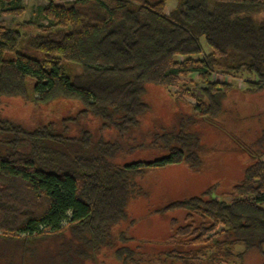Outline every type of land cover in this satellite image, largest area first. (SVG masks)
Wrapping results in <instances>:
<instances>
[{"label": "trees", "instance_id": "obj_1", "mask_svg": "<svg viewBox=\"0 0 264 264\" xmlns=\"http://www.w3.org/2000/svg\"><path fill=\"white\" fill-rule=\"evenodd\" d=\"M21 1L0 0V11L20 15ZM166 4L48 0L42 9L46 25L0 23V264L39 259L41 242L66 233L78 245L73 252L68 245L53 264L95 260L112 245L111 232L126 219L129 201L143 194L138 180L148 168L173 163L177 155L191 168L202 163L200 139L184 120L178 131L153 136V145L166 157L119 164L118 140L95 139L87 130L69 136L66 125L59 130L54 123L28 129L3 118L4 98L30 97L28 78L35 103L77 99L82 104L77 118H99L103 129L120 137L137 128L149 111L144 99L149 84L169 94L179 84L197 87L205 100L190 88L185 93L198 98L203 120L212 125L233 88L213 81L214 71L245 79L244 92L250 95L264 91V0H181L169 14ZM34 26L37 31L26 45L30 53L23 52L18 49L21 30ZM203 44L209 53L202 54ZM196 75L198 83L181 80ZM260 142L264 146V136ZM243 149L251 163L232 187L230 200L215 197L211 186L160 210L184 211L185 223L172 220L173 247L155 258L168 264L234 259L242 264L253 250L264 258V152ZM120 240L113 258L120 264L141 263L138 252L126 245L130 239L121 233Z\"/></svg>", "mask_w": 264, "mask_h": 264}, {"label": "rangeland", "instance_id": "obj_2", "mask_svg": "<svg viewBox=\"0 0 264 264\" xmlns=\"http://www.w3.org/2000/svg\"><path fill=\"white\" fill-rule=\"evenodd\" d=\"M179 1L181 0H167L165 13L169 14ZM47 4L48 0H22L20 6L23 13L13 16L0 11V23L11 28L28 21L34 22L35 26L46 25L42 9ZM56 4L66 5V2L58 1ZM35 26L21 30L22 38L18 49L23 52L30 53L26 45L29 34L37 31ZM209 52L210 49L203 44L202 54ZM66 65L72 67L74 73L79 71L78 66L68 63ZM181 80L188 83L199 82L197 76L182 77ZM232 84L233 88L223 100L221 116L215 120L216 125L203 120L198 98L185 93L190 88L200 99L205 100L197 87L179 84L169 94L164 88L149 84L144 96L150 106L149 111L140 118L137 128L121 137L114 130L103 129L99 118L90 115L77 118L82 110V104L77 99H57L47 104L35 103L31 78H28L30 97L27 100L16 97L3 99L1 116L25 128L33 129L54 123L59 130L66 125L69 136H77L87 130L95 139L103 137L107 140H118L122 150L116 156L115 162L119 164H144L166 157V152L153 145V136L157 133L178 131L182 120L187 129L197 134L200 139L201 165L191 168L180 162V156L177 155L173 163L148 168L138 180L143 194L129 201L126 219L118 223L111 232L112 245L98 252L95 260L84 259L80 263L76 261L75 264H120L113 258V252L123 244L120 240L121 233L130 239L126 245L138 252V259L142 260L139 264H168L154 255L172 249L173 246L169 243L175 228L172 220L176 219L179 225H183L185 212L160 210L170 202L200 195L211 186H214L215 197L231 199L229 194L232 187L240 181L243 169L251 163L249 153L243 148L264 152V146L260 142L264 136V91L250 95L244 92L246 88L237 87L235 81ZM69 118L77 119L72 121ZM68 245L72 247L69 252H73L78 245L69 233L63 237L50 238L38 245L40 258L31 260L27 257L25 264H53V260L59 263L62 260L59 253L67 251ZM10 259L12 257L8 258ZM234 260L235 264H239L237 259ZM234 260L222 264H231ZM263 263L264 258L255 250L249 252L242 262Z\"/></svg>", "mask_w": 264, "mask_h": 264}, {"label": "built area", "instance_id": "obj_3", "mask_svg": "<svg viewBox=\"0 0 264 264\" xmlns=\"http://www.w3.org/2000/svg\"><path fill=\"white\" fill-rule=\"evenodd\" d=\"M197 76V75H196ZM211 79L215 82L218 83H233V81L236 82V85L240 88V89H244L247 87V82L245 79L240 78L238 76H233V75H228V74H224L221 72H216L214 71L211 75ZM262 160L264 161V157L262 158Z\"/></svg>", "mask_w": 264, "mask_h": 264}]
</instances>
